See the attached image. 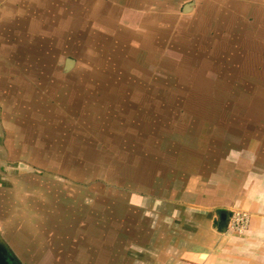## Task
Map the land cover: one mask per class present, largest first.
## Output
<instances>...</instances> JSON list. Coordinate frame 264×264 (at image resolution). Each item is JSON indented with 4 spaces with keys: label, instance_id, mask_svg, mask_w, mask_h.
<instances>
[{
    "label": "rangeland",
    "instance_id": "1",
    "mask_svg": "<svg viewBox=\"0 0 264 264\" xmlns=\"http://www.w3.org/2000/svg\"><path fill=\"white\" fill-rule=\"evenodd\" d=\"M207 28L156 45L47 23L26 56L0 35V166L17 179L0 187V234L24 264L132 260L130 236L102 229L138 222L123 216L146 191L136 178L168 145L223 140L210 132L242 122L264 137V58L261 72L235 73L226 29Z\"/></svg>",
    "mask_w": 264,
    "mask_h": 264
},
{
    "label": "crops",
    "instance_id": "2",
    "mask_svg": "<svg viewBox=\"0 0 264 264\" xmlns=\"http://www.w3.org/2000/svg\"><path fill=\"white\" fill-rule=\"evenodd\" d=\"M47 23H62V31L74 36L82 30L107 40L156 45L167 37L205 33L213 30L208 26L217 25L233 42L224 57L237 68L235 73L261 72L256 66L264 58V0H0V35L14 42L8 44L14 55L39 49L47 40ZM230 125L210 132L223 140L214 136L218 140L194 146L168 145L165 152L170 156L138 174L136 181L145 184L146 191L130 194L123 215L137 216L138 222L102 229L104 238L109 229L119 239L131 238L127 253L132 260L119 264H264L263 132L247 131L244 122ZM8 166H0L1 188L13 187L17 180ZM221 209L249 212L244 235L216 228ZM105 212L106 218L117 221L116 209Z\"/></svg>",
    "mask_w": 264,
    "mask_h": 264
},
{
    "label": "water",
    "instance_id": "3",
    "mask_svg": "<svg viewBox=\"0 0 264 264\" xmlns=\"http://www.w3.org/2000/svg\"><path fill=\"white\" fill-rule=\"evenodd\" d=\"M75 65V60L71 57H67L64 65V71L68 72L70 71ZM219 214V221L216 225V228L220 232H227L228 229V221L230 217V212L228 210H218ZM0 245L3 247V250L6 252V254L9 256L11 260H19V258L14 254L6 240L2 237L0 234ZM2 258V259H1ZM0 260H5V258L1 254L0 250Z\"/></svg>",
    "mask_w": 264,
    "mask_h": 264
},
{
    "label": "built area",
    "instance_id": "4",
    "mask_svg": "<svg viewBox=\"0 0 264 264\" xmlns=\"http://www.w3.org/2000/svg\"><path fill=\"white\" fill-rule=\"evenodd\" d=\"M251 216L249 212L241 209L230 211L228 230L236 235H244L249 228Z\"/></svg>",
    "mask_w": 264,
    "mask_h": 264
},
{
    "label": "flooded vegetation",
    "instance_id": "5",
    "mask_svg": "<svg viewBox=\"0 0 264 264\" xmlns=\"http://www.w3.org/2000/svg\"><path fill=\"white\" fill-rule=\"evenodd\" d=\"M0 250L2 256L5 258V260H0V264H24L22 260H11L9 256L6 254V252L3 250V247L0 245ZM2 259V258H1Z\"/></svg>",
    "mask_w": 264,
    "mask_h": 264
}]
</instances>
